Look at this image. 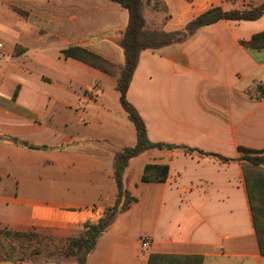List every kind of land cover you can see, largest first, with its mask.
I'll use <instances>...</instances> for the list:
<instances>
[{
  "label": "crops",
  "instance_id": "0c3cea01",
  "mask_svg": "<svg viewBox=\"0 0 264 264\" xmlns=\"http://www.w3.org/2000/svg\"><path fill=\"white\" fill-rule=\"evenodd\" d=\"M161 1L164 10L144 7L149 31L177 32L211 8L264 2ZM23 9L28 19L7 20L0 33V230L79 236L115 203V155L137 143L116 90L129 13L111 0H39ZM260 33L264 15L223 20L141 52L127 99L150 141L230 161L182 149L134 158L124 186L137 201L98 238L87 264H264V195L252 192L251 202L248 194L264 191V166L239 152L264 149V49L242 45ZM148 163L169 165L164 183L142 182ZM15 259L0 264H74Z\"/></svg>",
  "mask_w": 264,
  "mask_h": 264
},
{
  "label": "trees",
  "instance_id": "16d2710c",
  "mask_svg": "<svg viewBox=\"0 0 264 264\" xmlns=\"http://www.w3.org/2000/svg\"><path fill=\"white\" fill-rule=\"evenodd\" d=\"M118 3L122 7L126 8L129 13V22L124 31L123 37L120 41V46L124 50L125 64L120 70V74L117 79L116 90L119 94V101L128 114V117L137 134V143L134 147L124 148L122 151L115 155V167H114V181L117 188V199L115 205L111 208H107V215L101 218L97 222H87L83 229L84 232L77 238H70L68 240V249L65 253L66 257H75L76 264H87L90 253L94 250L98 238L105 233L111 225H113L118 214L129 210L131 204L136 202V198L126 190L124 186V175L127 168L130 166L131 161L140 156L141 154L152 149H167L175 150L182 149L186 152H198L199 154L211 155L217 157L223 162L230 161L229 158L223 157L218 154H206L202 150L187 147L184 145H176L169 143H154L150 141L146 124L137 111V109L128 101L127 92L130 88L131 81L133 79L135 70L137 68L139 57L141 52L152 49L156 50L168 45L183 42L193 37L196 32L203 27L215 24L219 21H255L260 19L264 15V2L248 10H225L222 7H214L198 16L192 22H190L184 29L177 32H164L159 30L149 31L146 29V19L144 16V7L146 5H153L155 9L165 7L161 0H111ZM192 2L194 0H186ZM242 45L250 49H264V33L254 35L250 41L243 42ZM78 51V49L76 50ZM74 55L73 50L66 52V55ZM88 54V53H87ZM84 55L82 50H79L78 57L83 60H87L90 56ZM95 57V56H93ZM108 64L107 62H105ZM261 96L264 97V90L259 87ZM239 152L242 153L241 159L255 167L264 166V149L255 150L245 147H239ZM169 165L168 164H156L148 163L144 166L142 182L143 183H164L168 177ZM264 178L261 179V181ZM257 187L249 188L248 194L250 201L252 202L254 192L256 196H263L264 191L260 188L257 191ZM119 205L121 206L119 208ZM257 228V226H256ZM2 231V230H0ZM7 231V230H6ZM11 235H27V232H14L8 231ZM26 233V234H24ZM258 238L260 244V251L264 254V241L261 238V234L258 231ZM7 260V259H6Z\"/></svg>",
  "mask_w": 264,
  "mask_h": 264
},
{
  "label": "rangeland",
  "instance_id": "374dc122",
  "mask_svg": "<svg viewBox=\"0 0 264 264\" xmlns=\"http://www.w3.org/2000/svg\"><path fill=\"white\" fill-rule=\"evenodd\" d=\"M50 1V0H46ZM25 3L38 4L39 0H0V33L5 32L7 20L21 22L28 19L29 13L24 8ZM11 19V20H10ZM0 50L3 49L2 43H0ZM136 165L143 163L144 159H137ZM125 178V177H124ZM128 190V189H126ZM129 191V190H128ZM77 192V191H76ZM130 192V191H129ZM78 193V192H77ZM133 196L134 194L130 192ZM74 194H68L67 196H73ZM139 195H142L139 193ZM149 192H143V196L147 197ZM115 203L108 208H111ZM121 206L119 205V208ZM107 209V208H106ZM105 212L104 218L107 214ZM119 215V214H118ZM118 217V216H117ZM100 220V219H99ZM98 220V221H99ZM132 218L127 217L125 220L128 225L131 224ZM256 221L260 224V214L256 209ZM97 222V221H96ZM84 229L82 230V233ZM27 235H11L8 231H0V261L17 258L20 261H32V262H54V261H70L76 264L75 257H66L65 253L68 249V240L73 237H60L51 233L39 234L32 230L28 231ZM26 234V233H24ZM142 240L144 238H141Z\"/></svg>",
  "mask_w": 264,
  "mask_h": 264
},
{
  "label": "built area",
  "instance_id": "2783aa9c",
  "mask_svg": "<svg viewBox=\"0 0 264 264\" xmlns=\"http://www.w3.org/2000/svg\"><path fill=\"white\" fill-rule=\"evenodd\" d=\"M1 46V45H0ZM150 245V240H149V238H144L143 240H142V246L144 247V248H146V247H148Z\"/></svg>",
  "mask_w": 264,
  "mask_h": 264
},
{
  "label": "water",
  "instance_id": "95a60500",
  "mask_svg": "<svg viewBox=\"0 0 264 264\" xmlns=\"http://www.w3.org/2000/svg\"><path fill=\"white\" fill-rule=\"evenodd\" d=\"M11 262H14V263H16V259H9Z\"/></svg>",
  "mask_w": 264,
  "mask_h": 264
}]
</instances>
